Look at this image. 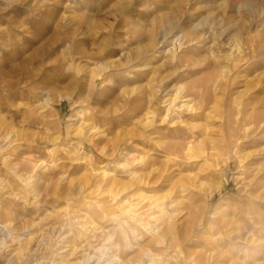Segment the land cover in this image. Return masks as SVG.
Segmentation results:
<instances>
[{"label": "rangeland", "instance_id": "rangeland-1", "mask_svg": "<svg viewBox=\"0 0 264 264\" xmlns=\"http://www.w3.org/2000/svg\"><path fill=\"white\" fill-rule=\"evenodd\" d=\"M226 1L0 0V264H264V11Z\"/></svg>", "mask_w": 264, "mask_h": 264}, {"label": "bare ground", "instance_id": "bare-ground-1", "mask_svg": "<svg viewBox=\"0 0 264 264\" xmlns=\"http://www.w3.org/2000/svg\"><path fill=\"white\" fill-rule=\"evenodd\" d=\"M225 1V0H224ZM228 2V0L226 1V3ZM250 5V6H252V9H253V11H255V12H262V11H264V4H256L255 3V1H253V0H248L247 2H246V5ZM254 12V13H255ZM259 12V13H260ZM258 14V13H257ZM202 24H207V23H210L209 22V19H207V18H203V20H201L200 21ZM213 26H211L210 28H212ZM230 29H232L233 31H234V35H232V36H229L228 38H229V41H228V43L230 44V48H231V52L229 53V54H227V56H226V60L227 61H229V62H236L240 57H239V55H240V53L242 52V49H243V44L242 43H239L238 42V39L237 38H239L240 37V39H241V30L239 29V28H237V27H234V26H232V25H230V24H227V25H225L222 21H220V22H218V26H217V29L216 30H212V31H210V30H207V29H204V30H202L203 31V35L202 36H204L205 34H207V33H209V34H213V35H218V36H221V37H224L225 38V36H226V34L229 32V30ZM186 33V35L188 34V33H191V34H189V35H191V39H193L194 40V36L196 37H198L199 38V36L197 35V34H195L196 32H195V28L194 27H191V32H185ZM243 36V35H242ZM227 38V39H228ZM251 38V37H250ZM251 39H253V37L251 38ZM192 40V41H193ZM250 40V39H249ZM253 40H259V39H253ZM244 42V41H243ZM260 42H261V40H260ZM249 43V42H248ZM264 43V42H263ZM249 45H250V43H249ZM257 45L258 44H253L252 46H253V48L255 47H257ZM259 47V46H258ZM254 48V49H255ZM236 50L237 51V54H235L234 53V51L233 50ZM250 49V48H249ZM253 49V50H254ZM218 50L216 49V48H214V49H212V51H211V53H213L214 55H217V57L219 58V55L217 54L218 52H217ZM254 51H256V50H254ZM182 97V92L179 90V89H177V91L175 92V95L174 96H171V97H168L167 99H166V102H167V106H168V111L171 109V111H175L176 109H177V107H181V105H179L178 106V100L179 99H182L181 98ZM185 99V98H184ZM181 101V100H180ZM179 101V102H180ZM182 101H184V100H182ZM164 103H165V101H164ZM181 103V102H180ZM185 106V105H184ZM187 107H188V105H187ZM187 107H185V109L187 108ZM182 108H184V107H182ZM191 108V107H190ZM179 109V108H178ZM187 110H190V109H188L187 108ZM167 111V112H168ZM172 113V112H171ZM11 133V132H10ZM174 227V226H173ZM82 228V227H81ZM169 228V227H168ZM176 228V227H175ZM164 232V231H163ZM167 233H170L171 232V230H167L166 231ZM160 237H161V235L158 237V240H160ZM161 241V240H160ZM151 251H150V249L149 248H147V247H145V248H142L141 250H140V253H138V254H141V255H143V254H149ZM190 254V253H189ZM136 258L137 257H135V260H136ZM188 258V257H187ZM138 259V258H137ZM84 260H86V259H84ZM130 261V263L129 264H136V262H133V261H131V260H129ZM83 262V261H82ZM128 262V261H127ZM185 264V263H184ZM189 264V263H188Z\"/></svg>", "mask_w": 264, "mask_h": 264}, {"label": "clouds", "instance_id": "clouds-1", "mask_svg": "<svg viewBox=\"0 0 264 264\" xmlns=\"http://www.w3.org/2000/svg\"><path fill=\"white\" fill-rule=\"evenodd\" d=\"M133 213V209L131 207H129L127 210H125L124 212L121 213L120 216H114L113 220L121 222L122 225H128L129 224V220H134L135 217L134 215H132ZM127 216L129 219H122V217ZM132 235H135L134 230H131ZM121 235L124 237L125 241H127L128 236L126 233H124L121 230ZM109 245H111L112 247H116V235H110L107 237V239L103 242V245L100 249H98V251L101 253V260L104 259V256L108 253L109 251Z\"/></svg>", "mask_w": 264, "mask_h": 264}]
</instances>
